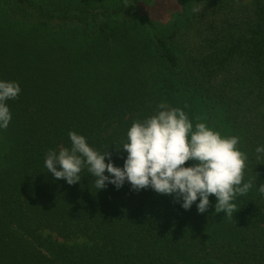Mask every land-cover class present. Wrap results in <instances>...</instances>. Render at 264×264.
<instances>
[{
  "label": "trees",
  "instance_id": "16d2710c",
  "mask_svg": "<svg viewBox=\"0 0 264 264\" xmlns=\"http://www.w3.org/2000/svg\"><path fill=\"white\" fill-rule=\"evenodd\" d=\"M0 80L21 88L0 129V264H264V0H0ZM160 103L240 138L254 186L233 218L214 195L201 214L47 172L71 131L123 167Z\"/></svg>",
  "mask_w": 264,
  "mask_h": 264
},
{
  "label": "clouds",
  "instance_id": "9594fccd",
  "mask_svg": "<svg viewBox=\"0 0 264 264\" xmlns=\"http://www.w3.org/2000/svg\"><path fill=\"white\" fill-rule=\"evenodd\" d=\"M20 92L17 82L0 80V129H7L12 119L6 101L16 99ZM68 135L71 147L49 150L44 163L47 172L69 185L81 181L80 173L86 167L98 190L108 184L119 189L127 181L137 192L151 188L173 196L185 210L199 201L196 207L201 214L209 209V197L214 195L215 213L223 212L230 219L239 211L237 197L247 195L254 186L253 180H244L249 156L241 150L238 136H223L204 122L193 128L184 110L166 103H160L155 114L132 123L127 141L116 148L127 153L123 167L115 166L109 151L101 153L83 135L75 131ZM255 151L264 153V146ZM188 161L194 163L184 166ZM257 189L264 195V183Z\"/></svg>",
  "mask_w": 264,
  "mask_h": 264
},
{
  "label": "rangeland",
  "instance_id": "374dc122",
  "mask_svg": "<svg viewBox=\"0 0 264 264\" xmlns=\"http://www.w3.org/2000/svg\"><path fill=\"white\" fill-rule=\"evenodd\" d=\"M242 2H246L247 0H241ZM217 131H219V130H217ZM222 134V133H221Z\"/></svg>",
  "mask_w": 264,
  "mask_h": 264
}]
</instances>
